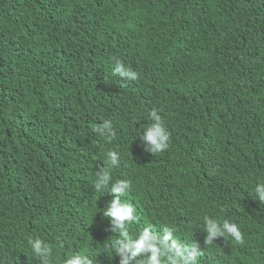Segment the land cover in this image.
Listing matches in <instances>:
<instances>
[{"label": "trees", "instance_id": "16d2710c", "mask_svg": "<svg viewBox=\"0 0 264 264\" xmlns=\"http://www.w3.org/2000/svg\"><path fill=\"white\" fill-rule=\"evenodd\" d=\"M115 1L0 0V264H45L49 253L38 255L36 241L50 246V264L92 248L95 261L114 264L119 239L139 264H177L178 250L185 264H264V76L256 61L264 0H185L175 19L183 33L169 40L180 73L147 94L133 83L104 84L123 41L95 16ZM141 1H162L160 9L168 0ZM201 17L215 18L223 33L190 43L205 27ZM239 92L251 106L250 128L230 121ZM151 109L165 122L158 150L144 138ZM18 146L33 149L32 169L12 178L1 170ZM117 181L126 182L119 194L111 191ZM117 196L135 217L129 235L103 215ZM183 199L192 220L216 233L200 251L164 248L187 227L168 212ZM224 222L237 225L241 240Z\"/></svg>", "mask_w": 264, "mask_h": 264}, {"label": "clouds", "instance_id": "9594fccd", "mask_svg": "<svg viewBox=\"0 0 264 264\" xmlns=\"http://www.w3.org/2000/svg\"><path fill=\"white\" fill-rule=\"evenodd\" d=\"M184 1L185 0H168L162 8L157 9V6H159L162 1H152L150 5H147V3L141 0H116L114 5L109 9L97 12L99 16L95 17L103 19L104 22L117 33L119 39L123 41L120 50L122 57H114L112 59L115 76L109 78L104 84L109 88L119 87L122 89L125 84L133 83L136 84V88L140 86L142 94H147L153 92L161 85L166 86L178 77L181 70V55H178L179 49L176 51L171 50L172 41L169 43V40L172 36L175 38L183 33L184 28L179 29L180 27H176L177 21L175 19L178 16L177 12L182 10L183 4L186 6ZM200 21L205 23V27L201 34H197L195 38L191 39L190 43L197 42L200 44L206 38L211 39L215 35L223 33V29L219 25L220 23L215 20V18L212 20L201 17ZM92 30L93 26L89 24L84 27L82 33H90ZM77 32L80 33V25L77 28ZM20 54L24 58L26 52H21ZM256 61L257 66H259L262 71L261 75L264 76V54H260ZM54 62H56V60L50 61L49 65ZM57 64L59 68V63L57 62ZM68 73L72 75V72ZM147 76L149 77L146 78ZM61 77L64 78L65 73L62 74ZM136 88H134V90ZM109 93L110 90L108 89L107 94ZM245 93L246 92H239L231 107L230 121L239 129L250 128L254 124L251 106L247 100L243 99V97L247 96ZM63 95L66 96L67 94ZM145 119H147V123L150 126H148L147 134L144 138L151 142L157 150L160 147H164L165 145L161 143L166 139L162 136L165 132V122L163 121L162 114L157 109L147 110ZM109 128V125L104 124L96 129L105 131ZM22 149L27 150L28 153L22 152L18 146L16 156L12 153L10 159L1 170L12 178L24 177L25 167H28L30 171L32 169L30 163L34 153L33 149L26 146H23ZM107 155L112 162H116V152H109ZM109 179V175L107 173L104 174L100 183L96 185L97 190L101 189L102 185H107ZM125 186L126 182L117 181L111 191L117 194L122 193ZM258 191L260 192L261 198L264 199V187H260ZM185 201L186 200L180 201L172 205V209L169 208L168 212L172 213L176 220L183 221L187 227L181 232L182 242L175 238L172 247H164L167 250L175 249L177 246L184 243V248L186 250L193 252L200 251L199 249H201L206 242L209 231V242H211V236L216 234L215 232H211V230L208 231L209 225H207L206 222H204L203 226L192 220L191 211L194 208H191ZM103 215L110 219L118 228L124 230L125 234L129 235L127 231L128 225L135 220L130 205L126 203L122 204L117 196L111 201L110 205L103 210ZM223 226L235 236L236 242L241 240L237 225L224 222ZM153 231L157 232L154 229ZM142 235L143 233H141L140 236ZM1 236L0 234V239L2 238ZM98 239L97 236H94V242ZM139 240L140 237L133 241L136 245L134 254L136 250H139ZM115 246L117 253L114 254V264H139L132 260L127 254L122 253L126 245L121 239L115 241ZM33 247L35 252L42 257L49 253L45 264H50L51 255H53V251H50V246L46 244L42 246L40 241H36ZM94 249L95 248H92L85 253L80 252L76 253V255H68L58 264H101V261H95L93 259L97 258L94 255ZM174 257L177 260V264H179L180 261H182V264H185L184 256L181 255L179 250L175 253ZM172 258L173 257H170L169 259Z\"/></svg>", "mask_w": 264, "mask_h": 264}]
</instances>
